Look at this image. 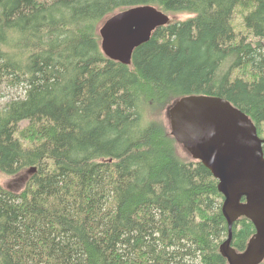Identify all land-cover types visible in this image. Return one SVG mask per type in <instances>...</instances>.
Masks as SVG:
<instances>
[{
    "label": "trees",
    "instance_id": "16d2710c",
    "mask_svg": "<svg viewBox=\"0 0 264 264\" xmlns=\"http://www.w3.org/2000/svg\"><path fill=\"white\" fill-rule=\"evenodd\" d=\"M146 4L192 16L108 58L102 23ZM3 86L22 93L0 107V171H36L0 183V264H228L218 180L149 113L219 96L264 138V0H0ZM254 233L238 219L233 247Z\"/></svg>",
    "mask_w": 264,
    "mask_h": 264
},
{
    "label": "water",
    "instance_id": "95a60500",
    "mask_svg": "<svg viewBox=\"0 0 264 264\" xmlns=\"http://www.w3.org/2000/svg\"><path fill=\"white\" fill-rule=\"evenodd\" d=\"M171 22L170 14L155 5H137L116 12L101 25L103 53L125 65L132 64L136 48L154 31ZM171 134L218 180L228 237L220 244L228 264L264 262V138L252 118L223 97L189 95L169 108ZM36 171L35 167L28 170ZM246 217L255 233L244 250L233 247V226Z\"/></svg>",
    "mask_w": 264,
    "mask_h": 264
},
{
    "label": "rangeland",
    "instance_id": "374dc122",
    "mask_svg": "<svg viewBox=\"0 0 264 264\" xmlns=\"http://www.w3.org/2000/svg\"><path fill=\"white\" fill-rule=\"evenodd\" d=\"M170 16H171V21H182V20L188 19L192 15L188 13H170ZM234 23L238 31L244 32L240 15L235 19ZM9 93L11 95L12 94L19 95L22 93V91L21 90H10V89H7L5 86H3L2 89L0 87V107L9 100L10 96L6 97V94H9ZM169 108L170 106L164 109L162 112H159V110H150L149 116L150 117L156 116L159 121H163L166 124V126L168 127L170 131L171 125H170V117H169ZM178 145H179L178 154L185 159L193 160L192 155L181 144L178 143ZM31 174L32 173H30L28 169L22 171L21 173L17 175H7L0 171V183L5 188H8L10 190L22 191L26 187L31 177Z\"/></svg>",
    "mask_w": 264,
    "mask_h": 264
},
{
    "label": "bare ground",
    "instance_id": "6f19581e",
    "mask_svg": "<svg viewBox=\"0 0 264 264\" xmlns=\"http://www.w3.org/2000/svg\"><path fill=\"white\" fill-rule=\"evenodd\" d=\"M193 158V157H192Z\"/></svg>",
    "mask_w": 264,
    "mask_h": 264
}]
</instances>
